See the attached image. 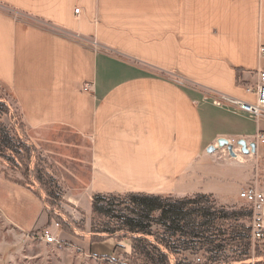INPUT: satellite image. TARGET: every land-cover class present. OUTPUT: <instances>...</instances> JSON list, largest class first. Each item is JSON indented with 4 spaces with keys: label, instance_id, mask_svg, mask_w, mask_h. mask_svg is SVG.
<instances>
[{
    "label": "crops",
    "instance_id": "crops-1",
    "mask_svg": "<svg viewBox=\"0 0 264 264\" xmlns=\"http://www.w3.org/2000/svg\"><path fill=\"white\" fill-rule=\"evenodd\" d=\"M261 48L264 0H0V86L74 207L171 196L219 140L255 145L238 158L264 166V120L201 92L255 103ZM2 169L5 230L42 226V203Z\"/></svg>",
    "mask_w": 264,
    "mask_h": 264
},
{
    "label": "rangeland",
    "instance_id": "rangeland-1",
    "mask_svg": "<svg viewBox=\"0 0 264 264\" xmlns=\"http://www.w3.org/2000/svg\"><path fill=\"white\" fill-rule=\"evenodd\" d=\"M2 89L0 86V100L4 101L5 107L0 108V126L5 127L11 136L22 138L31 144L15 101ZM31 147L35 154L31 157L27 178L23 176L22 167L11 170V166L4 163V168L10 176L31 184L41 196L39 198V195L27 189L42 203L45 223L26 234L19 231L15 235L7 232L0 221V264H141L131 259V241L128 237L121 234V240L105 238L100 242L92 239L89 233L91 203L83 202L81 207H74L73 204L68 203L66 192L59 180V203L53 207L45 204L44 193L34 180V167L37 161L39 163L41 160L50 174H54V171L52 163L43 152L33 145ZM224 156L226 157L221 154V148L216 145L214 151L198 163L194 174L183 179L179 192L172 194L171 197L174 200L196 199L201 203L200 205L216 211L230 212L246 207L247 205L239 200L238 194L242 189L254 185L256 181L258 186H264V166L256 159L232 158L229 154ZM115 206L113 210L117 214H121V210L124 211L123 206ZM35 209L37 211V207ZM48 212H52L54 216L56 214L61 216L60 223L65 225L52 229L58 243L46 244L35 237L46 226H54L48 217ZM153 229L163 231L158 225H154ZM245 250V248L227 247L219 252L213 250L210 253L180 251L177 258L181 262L185 260L186 264H264V239L250 240L247 257L241 255ZM239 258L242 261L237 262ZM170 260L174 263L173 257Z\"/></svg>",
    "mask_w": 264,
    "mask_h": 264
},
{
    "label": "trees",
    "instance_id": "trees-1",
    "mask_svg": "<svg viewBox=\"0 0 264 264\" xmlns=\"http://www.w3.org/2000/svg\"><path fill=\"white\" fill-rule=\"evenodd\" d=\"M4 107V101L0 100V108ZM30 145L22 138L11 136L5 127L0 126L1 173L8 181L39 195L31 184L10 176L4 168V163L11 166V170L22 167L26 177L31 157L35 154ZM34 180L44 193L45 204L56 206L60 201L59 182L41 160L35 164ZM90 203L89 233L92 239L100 242L105 238L121 240V234L128 237L133 262L186 264L185 260L181 262L177 258L180 251L210 253L227 247L245 248L241 255L247 257L251 240L248 222L250 225L252 215L249 206L230 212L216 211L200 205L196 199L174 200L170 195L145 193L93 194ZM115 205L123 206L125 212L121 210L122 213L117 214L113 210ZM48 217L59 227L64 225L60 223L61 216L48 212ZM154 225L163 231L154 230ZM172 257L174 263H171ZM240 261L241 258L237 260Z\"/></svg>",
    "mask_w": 264,
    "mask_h": 264
},
{
    "label": "built area",
    "instance_id": "built-area-1",
    "mask_svg": "<svg viewBox=\"0 0 264 264\" xmlns=\"http://www.w3.org/2000/svg\"><path fill=\"white\" fill-rule=\"evenodd\" d=\"M75 14L79 13V9L74 11ZM260 58L264 59V48L260 50ZM257 84L254 88H249L248 91L254 93L256 101L253 104L246 103L240 100L233 99L228 96H223L221 94H216L214 92H209L206 90H201V92L208 97L212 103L217 107H227L238 112L248 114L255 120H264V71H259L257 74ZM263 142V137L258 136ZM233 145V152L238 155L241 154L240 147L234 146V143H229ZM264 185V184H263ZM239 200L244 202L251 209V219H250V231L251 239L254 241H260L264 239V186L260 187L256 183L254 185L242 189L238 194ZM52 227L54 229L59 228L58 224H54L51 227H45L43 230L38 232L35 237L46 243L53 244L58 243L57 238L52 232Z\"/></svg>",
    "mask_w": 264,
    "mask_h": 264
},
{
    "label": "water",
    "instance_id": "water-1",
    "mask_svg": "<svg viewBox=\"0 0 264 264\" xmlns=\"http://www.w3.org/2000/svg\"><path fill=\"white\" fill-rule=\"evenodd\" d=\"M217 145L219 148H225L229 154L230 157L232 158H237L236 154L233 152V145L229 144L228 141L226 140H219L217 142ZM237 146L240 147V152L243 155H249L250 153L254 154L255 153V145H251L250 150L247 149V145L244 141H239L237 143ZM214 151V148L211 146L210 148H208L207 152L208 153H212Z\"/></svg>",
    "mask_w": 264,
    "mask_h": 264
}]
</instances>
